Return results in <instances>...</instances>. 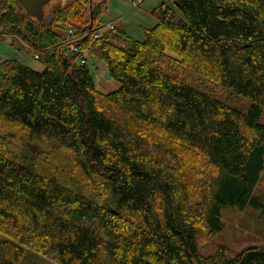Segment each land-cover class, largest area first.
I'll use <instances>...</instances> for the list:
<instances>
[{"label": "trees", "instance_id": "16d2710c", "mask_svg": "<svg viewBox=\"0 0 264 264\" xmlns=\"http://www.w3.org/2000/svg\"><path fill=\"white\" fill-rule=\"evenodd\" d=\"M105 1L65 0L37 21L0 0V34L39 50L41 66L0 65V264H19L25 249L53 264H264L253 251L199 250L223 210H264L253 195L264 173V0H170L141 42L116 27L89 36L83 45L119 83L100 95L87 65L47 48L64 27L96 25Z\"/></svg>", "mask_w": 264, "mask_h": 264}, {"label": "rangeland", "instance_id": "374dc122", "mask_svg": "<svg viewBox=\"0 0 264 264\" xmlns=\"http://www.w3.org/2000/svg\"><path fill=\"white\" fill-rule=\"evenodd\" d=\"M97 1V0H93ZM64 0H51L45 4L43 10L46 14L52 9L60 8ZM105 9L103 10L99 22L96 24L105 25L108 22H114V27L117 28L115 33L126 35L131 41H143V29L150 30L156 25V20L151 16V11L159 7L163 3L171 5L170 0H144L137 8H133L131 3L120 0H106ZM2 30H8L2 29ZM61 32L58 31L57 34ZM112 33V32H111ZM114 33V35H116ZM13 33L0 34V59L8 61L14 57H18V53L14 51L17 43L11 38ZM110 34V33H109ZM109 39L111 37L109 36ZM114 45H123L121 41L111 39ZM20 62L29 66L36 71L41 70V66L32 61L21 53ZM88 68L94 82V86L100 95H107L119 89V83L106 79L108 75L106 66L101 61L93 58L91 53L88 56ZM180 74L184 75L198 88L206 93L213 95L220 100H228L230 104L242 105L245 101L236 99L233 95L219 89L216 85L190 76H186L187 71L180 70ZM1 77V74H0ZM185 162L188 165H195L201 168V159L193 152L185 155ZM98 191V190H97ZM100 190L98 194L100 195ZM253 195L258 197L264 205V173L260 175L259 183L253 190ZM222 230L213 238L203 237L199 240V250L202 256H214L220 249L225 248V252L229 255L243 254L253 251L258 254L260 261L264 260V210H254L247 208L243 211L238 210H223L220 215ZM3 238L0 237V240ZM223 251V250H222ZM221 253V252H220ZM22 259H19V264H53L43 259H34L30 257L29 251L25 249Z\"/></svg>", "mask_w": 264, "mask_h": 264}, {"label": "built area", "instance_id": "2783aa9c", "mask_svg": "<svg viewBox=\"0 0 264 264\" xmlns=\"http://www.w3.org/2000/svg\"><path fill=\"white\" fill-rule=\"evenodd\" d=\"M124 2H130L133 8L139 7L144 0H120ZM114 22H108L105 25H94L91 28L85 29V31H76L70 27H64L61 31V34L58 33V38L53 47H48V52H52L55 47H59V51L63 57L68 59H74L80 66H88V56L90 54L91 44L83 45L84 42L89 36L92 37V40L100 39L103 35H108L114 31ZM16 43L17 47L14 49L18 53V57H14L11 60L17 61L20 65L27 66L20 62L21 53L24 51V55L27 58H30L32 61L37 62L39 57V50L33 49L26 42L21 40L16 36L11 37ZM0 59V65L3 63Z\"/></svg>", "mask_w": 264, "mask_h": 264}, {"label": "water", "instance_id": "95a60500", "mask_svg": "<svg viewBox=\"0 0 264 264\" xmlns=\"http://www.w3.org/2000/svg\"><path fill=\"white\" fill-rule=\"evenodd\" d=\"M17 1L20 3V6H22L23 10L25 11V14L29 18L40 21L42 19V17H44L48 13V12L46 14L44 13L43 8H44L45 4H48L51 0H17ZM80 1H83V0H80ZM89 1L94 2V3H99L102 0H97V1L89 0ZM63 4H64V2H63ZM174 5H177V3L174 2ZM56 9H59V8H56ZM56 9H52L50 11L53 12V10H56ZM0 31H2V30H0ZM109 78H110V76L107 75L106 79L109 80ZM26 147H27L28 151H30V152H35L38 149V146L29 144V143L26 144ZM116 199H117V201H119L118 197Z\"/></svg>", "mask_w": 264, "mask_h": 264}, {"label": "crops", "instance_id": "0c3cea01", "mask_svg": "<svg viewBox=\"0 0 264 264\" xmlns=\"http://www.w3.org/2000/svg\"><path fill=\"white\" fill-rule=\"evenodd\" d=\"M157 8V7H156ZM155 9V8H154Z\"/></svg>", "mask_w": 264, "mask_h": 264}]
</instances>
